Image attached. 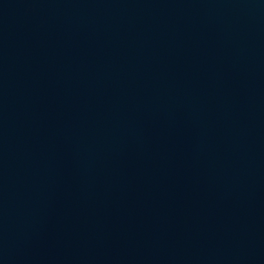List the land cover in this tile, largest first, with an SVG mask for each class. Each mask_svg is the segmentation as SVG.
Instances as JSON below:
<instances>
[{
  "label": "water",
  "instance_id": "water-1",
  "mask_svg": "<svg viewBox=\"0 0 264 264\" xmlns=\"http://www.w3.org/2000/svg\"><path fill=\"white\" fill-rule=\"evenodd\" d=\"M0 264H264V0H0Z\"/></svg>",
  "mask_w": 264,
  "mask_h": 264
}]
</instances>
